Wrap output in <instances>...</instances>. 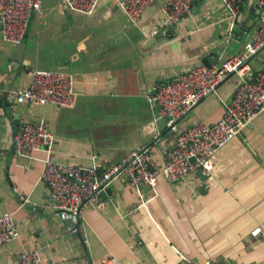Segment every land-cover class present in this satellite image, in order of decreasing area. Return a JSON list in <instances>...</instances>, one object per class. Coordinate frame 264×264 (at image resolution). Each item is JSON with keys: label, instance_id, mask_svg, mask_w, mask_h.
<instances>
[{"label": "crops", "instance_id": "1", "mask_svg": "<svg viewBox=\"0 0 264 264\" xmlns=\"http://www.w3.org/2000/svg\"><path fill=\"white\" fill-rule=\"evenodd\" d=\"M166 2L155 0L133 25L110 0H100L92 15L42 0L19 61L11 59L16 46L0 35V216L11 213L18 232L0 245V264H18L23 250H38L41 264L109 258L119 264H264V111L216 152L203 191L195 173L173 183L159 175L151 189L134 187L128 177L114 179L105 188L110 193L85 209L80 233L54 215L53 196L39 179L41 163L15 156L12 139L21 123L44 120L55 137L56 161L103 172L131 151L147 150L162 166L174 134H166V121L148 101L153 85L242 53L258 22L257 0L243 1L232 31L218 0H194L187 15L166 26ZM250 65L254 73L264 71V50ZM33 68L73 74L75 105H14L12 93L28 85ZM236 84L231 77L220 85L179 130L218 122L220 99L230 101Z\"/></svg>", "mask_w": 264, "mask_h": 264}, {"label": "built area", "instance_id": "2", "mask_svg": "<svg viewBox=\"0 0 264 264\" xmlns=\"http://www.w3.org/2000/svg\"><path fill=\"white\" fill-rule=\"evenodd\" d=\"M42 0H0V35L4 42L19 45L26 33L30 18L39 13ZM71 13L92 15L100 0H60ZM125 15L128 22L137 25L146 9L155 0H110ZM194 0H167L163 8L164 25L174 26L187 15ZM230 20V30L240 16L244 0H218ZM258 22L251 39L242 53L227 58L220 57L209 66L196 65L186 73L176 74L174 79L153 85L148 101L157 105L158 118L166 121V134H174L172 147L162 153V166L147 150H133L121 163L98 172L94 166H78L52 158L55 137L44 120L24 121L12 139L15 156L41 163L39 179L47 185L53 196L54 215L76 225L83 218L85 209L97 205L98 198L107 184L117 178L128 177L131 185L139 187L157 185L159 175L170 183L186 181L197 169L211 176L212 158L224 145L234 139L240 129L264 111V71L252 72L250 59L264 50V0L255 6ZM222 56V54H221ZM235 77L234 95L228 102L220 99L223 106L221 119L213 124L193 123L179 130L184 117L208 96L217 94L225 81ZM75 77L65 71H29L26 87L12 93L13 104L70 108L76 103ZM9 97V95H8ZM43 152L44 156L37 154ZM260 229L253 231L259 235ZM18 237L13 215L0 216V245ZM18 264H41L38 250H23ZM119 264L109 258L99 263Z\"/></svg>", "mask_w": 264, "mask_h": 264}, {"label": "water", "instance_id": "3", "mask_svg": "<svg viewBox=\"0 0 264 264\" xmlns=\"http://www.w3.org/2000/svg\"><path fill=\"white\" fill-rule=\"evenodd\" d=\"M238 21L240 22L241 21V16L238 17ZM252 23H248L244 29V31L247 33L250 28L252 27ZM23 49H24V45L23 44H19L15 47V50L13 51L12 53V56H11V59L13 61H19L21 60L22 56H23ZM217 61L216 58L212 59V60H209V64H205L206 66H209L211 64H214L215 62ZM4 106V103L2 100H0V108ZM15 134V133H14ZM14 136V135H13ZM195 175L200 179L201 182H203V185L201 187V191H203V186L205 185L204 182L207 181V179L209 178L207 175H203L201 169H197V171L195 172ZM128 179V178H126ZM147 189H150L149 186H146ZM110 193V190L109 189H105L103 192L100 193L99 197H103L105 196V194H109ZM64 223H66L67 226H69L71 229H74L76 228V225L73 224L70 220H64L63 221Z\"/></svg>", "mask_w": 264, "mask_h": 264}, {"label": "trees", "instance_id": "4", "mask_svg": "<svg viewBox=\"0 0 264 264\" xmlns=\"http://www.w3.org/2000/svg\"><path fill=\"white\" fill-rule=\"evenodd\" d=\"M225 58H226V57H225ZM77 232H79V233L81 232L79 228H78Z\"/></svg>", "mask_w": 264, "mask_h": 264}, {"label": "bare ground", "instance_id": "5", "mask_svg": "<svg viewBox=\"0 0 264 264\" xmlns=\"http://www.w3.org/2000/svg\"><path fill=\"white\" fill-rule=\"evenodd\" d=\"M33 18V17H32ZM125 179V178H124Z\"/></svg>", "mask_w": 264, "mask_h": 264}]
</instances>
